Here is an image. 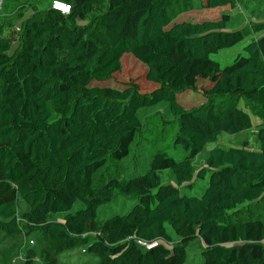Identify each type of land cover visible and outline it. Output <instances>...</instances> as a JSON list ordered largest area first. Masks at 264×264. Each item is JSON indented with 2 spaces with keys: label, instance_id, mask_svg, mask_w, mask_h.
Instances as JSON below:
<instances>
[{
  "label": "trees",
  "instance_id": "obj_1",
  "mask_svg": "<svg viewBox=\"0 0 264 264\" xmlns=\"http://www.w3.org/2000/svg\"><path fill=\"white\" fill-rule=\"evenodd\" d=\"M54 1L70 12L53 10ZM237 1L200 4L233 10ZM22 8L16 44L0 30V232L39 235L40 249H29L25 263L56 264L62 253L88 246L99 264H185V243L197 240V264H264V216H244L264 199V21L250 22L249 33L259 36L243 54L207 71L209 79L221 73L225 93L186 110L178 95L196 90L211 55L246 37L227 28L229 13L186 19L193 0H30ZM129 63L144 69L152 88L140 87ZM124 68L130 80L113 85ZM159 104L175 120L180 157L159 151L147 171L96 183L109 161L129 155L140 111ZM252 116L260 121L257 149L216 146L194 169L207 145L252 129ZM165 171L172 182L161 181ZM117 196L134 205L99 217ZM19 201L38 222L19 216ZM134 238L157 245L145 250Z\"/></svg>",
  "mask_w": 264,
  "mask_h": 264
},
{
  "label": "rangeland",
  "instance_id": "obj_2",
  "mask_svg": "<svg viewBox=\"0 0 264 264\" xmlns=\"http://www.w3.org/2000/svg\"><path fill=\"white\" fill-rule=\"evenodd\" d=\"M30 0H0V30L10 36L13 45L16 44L20 22L27 15L26 10L22 8L23 3ZM106 2L102 3L104 8ZM193 11L184 15V18L192 21H200L203 19L218 18L221 13H229L231 20L227 25L229 30L242 29L246 31V37L243 42L237 45L223 49L215 55H211L210 62L206 63L207 68H202L198 77L197 87L195 91H188L178 95V102L182 109H191L205 102L210 93L224 94L227 86L221 81L220 72L215 71L214 78L209 79L207 71H211L215 66L219 69L230 65L238 54H243L244 46L252 39L259 35L249 33L250 22L264 21V0H238L236 8L230 10L226 8L207 9L202 8L200 0H193ZM132 69V77L138 80L143 90H149L146 82H144V69L138 64L127 65ZM130 71L124 68V71L116 77L112 82L123 84L129 81ZM148 88V89H147ZM239 106L245 111L247 107L242 100H238ZM142 119V127L136 133L133 143L130 147L129 155L121 162L109 161L103 169H101L95 177V182L99 183L108 178H127L138 175L149 169V162L153 155L159 151H166L170 155L180 157L178 150L174 149V136L177 131L174 118L171 116L166 104H159L153 108L142 109L139 113ZM253 128L237 135H222L217 143L209 144L203 152L199 154L194 162L193 167L199 170L205 165L206 158L211 149L216 146H234L246 147L251 149L258 148L259 134L256 125L260 123L259 119L252 116ZM163 183L172 182V174L168 171L162 172L160 175ZM207 179L196 181L193 185V193H199L207 184ZM134 199L128 197L117 196L112 203H109L99 209V217H110L115 214H125L134 205ZM19 216L24 215L30 222H38L39 218L28 215V207L23 201L18 204ZM264 216V199L256 204H251L248 211L244 212V216ZM94 235L92 236V238ZM174 243H179L173 240ZM39 235L33 234L29 237L24 235L16 237H8L0 232V260L3 264H26V252L29 249H40ZM92 246V245H90ZM101 248L100 246H98ZM187 250V261L185 264H197L201 260V249L197 240L185 243ZM92 251V250H91ZM88 246L78 247L70 251H66L58 256L56 264H99V258L96 253L91 252ZM32 264H42L41 260H36Z\"/></svg>",
  "mask_w": 264,
  "mask_h": 264
},
{
  "label": "built area",
  "instance_id": "obj_3",
  "mask_svg": "<svg viewBox=\"0 0 264 264\" xmlns=\"http://www.w3.org/2000/svg\"><path fill=\"white\" fill-rule=\"evenodd\" d=\"M51 8L53 10L59 11L61 14H64V15H67L71 10V6L69 4L63 3V2H57V1H54L51 3ZM17 30L19 31L18 28ZM134 241L137 246L145 250H150L157 245L156 242H145V241H142L136 238H134Z\"/></svg>",
  "mask_w": 264,
  "mask_h": 264
}]
</instances>
